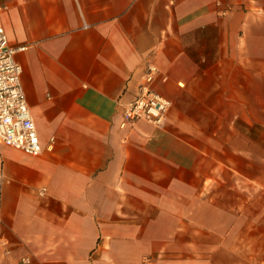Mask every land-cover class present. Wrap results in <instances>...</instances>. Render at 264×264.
Returning a JSON list of instances; mask_svg holds the SVG:
<instances>
[{"label": "crops", "instance_id": "obj_1", "mask_svg": "<svg viewBox=\"0 0 264 264\" xmlns=\"http://www.w3.org/2000/svg\"><path fill=\"white\" fill-rule=\"evenodd\" d=\"M0 18L43 149L0 144V264H264V0H0ZM148 65L170 109L122 125Z\"/></svg>", "mask_w": 264, "mask_h": 264}, {"label": "built area", "instance_id": "obj_2", "mask_svg": "<svg viewBox=\"0 0 264 264\" xmlns=\"http://www.w3.org/2000/svg\"><path fill=\"white\" fill-rule=\"evenodd\" d=\"M24 48L8 44L0 18V144L38 156L43 149L26 102L21 81L22 67L16 60L17 52ZM157 74L155 66L146 67L137 97L124 108L122 125L140 120L152 125L163 122L171 103L151 88ZM22 263L29 264L26 259Z\"/></svg>", "mask_w": 264, "mask_h": 264}]
</instances>
